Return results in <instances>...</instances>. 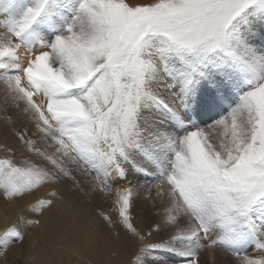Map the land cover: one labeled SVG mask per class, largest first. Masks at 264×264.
<instances>
[{"label":"rangeland","instance_id":"rangeland-1","mask_svg":"<svg viewBox=\"0 0 264 264\" xmlns=\"http://www.w3.org/2000/svg\"><path fill=\"white\" fill-rule=\"evenodd\" d=\"M0 2L51 26L35 57L0 60V214L49 173L45 191L84 195L114 236H155L135 264H264V0ZM140 168L161 185L159 200L140 197ZM123 177L136 186L133 225L108 216L110 180ZM49 204L0 218L1 263L6 247L29 264L42 238L65 234L39 217ZM190 235L210 246L207 262Z\"/></svg>","mask_w":264,"mask_h":264},{"label":"bare ground","instance_id":"bare-ground-1","mask_svg":"<svg viewBox=\"0 0 264 264\" xmlns=\"http://www.w3.org/2000/svg\"><path fill=\"white\" fill-rule=\"evenodd\" d=\"M136 1L144 2V0ZM6 2H0V60L7 58V62L14 61L9 56H7V54L10 53L16 56L20 55V51L26 52L30 58L35 57L36 54H38L35 50L38 47L39 41L41 39L47 40L45 33L47 32L46 28L48 26L50 29V24L44 22L45 20L43 21L41 16H37V13L34 10L32 11V13L34 12L33 15L31 13L29 14L28 10H26V16L31 17L30 24L23 22L19 14L16 13L17 6L15 4H9ZM45 6L46 4L44 5V9L46 8ZM41 9H38L39 12L42 11ZM85 53L86 50L83 52L84 57ZM88 62L89 68L92 69V63L90 61ZM42 63L43 60L41 57H39L38 68L40 71H42L44 68L41 67ZM36 79V77H33L32 81H35ZM12 80L18 82L20 80L19 75L13 73ZM47 87L48 86H45V88ZM46 90H44V93L38 92L37 94L42 98H48ZM25 92L29 94V97L35 103L39 102V99L34 97V94L31 92L29 87L25 89ZM51 126L52 125L50 124L44 123L41 129ZM13 136L14 135L11 133L9 135V139H12ZM108 156L109 155L106 154V159L108 162V174L111 176H117V169L114 166V164L117 162V159L116 162L113 161L116 158V155H111L115 157L113 160H111V156V158ZM48 174L49 173L38 174L37 181L41 180V182L36 188L26 187L24 185V188L26 189H24L23 192L26 194L21 198L13 199L12 195L9 193L10 199L8 200L9 203L6 206L7 209L1 211L0 214V218L6 217L5 219H7L8 223L9 217H11L14 212L16 215H19L22 209L33 211V209L41 207V204H45V202H52L51 205L49 204V208L46 210L44 209L39 217L44 219L45 224L51 228H54L56 226L55 224L59 222L58 226H64L63 232L65 234L59 237H52L50 235L49 238H42L43 243H48L38 250L37 256L33 260L29 261V264H135L136 262L133 259L139 253V250L149 246L148 243L154 241V235H150L149 238L144 239L141 242L137 239H129V237L125 235L114 236L112 234V230L108 227L110 225L109 222L100 227V224L103 222L102 214L95 210L91 211L87 197L84 195L80 196L74 194L62 186L54 188L52 193L50 191H45L44 188L47 186V182L49 180ZM141 174H143L145 180H142L143 184L141 183L139 185L141 190L140 197L142 199H146V202L150 199L159 200L162 193L161 185L157 184L152 173L142 170ZM110 182L116 189V199L114 201L113 211L116 212L117 215L113 212L111 214L107 213L108 216H111L114 219L118 217L126 224L131 223L133 225L136 214L134 213V207L132 205V201L135 199L132 191L136 188V186L123 188L122 183H127L126 178L124 177L122 178V181L111 179ZM2 198L0 199V204L6 201ZM98 198L100 199L102 197L99 196ZM98 198L94 196L95 201H97ZM33 200H39V203L35 202L34 204L37 203L38 205H34V208H29L32 206H29V204L32 203ZM56 204L59 206L60 210L64 212V214L62 213V216L60 215V219L58 215L54 214L58 211L57 210L54 212L53 209V206ZM146 205L149 208L147 203ZM112 223L113 222H111V224ZM2 237H7L6 241L8 238L10 240L8 235H4ZM187 240L195 243L199 247V253L204 254V260L207 262L209 260V256L207 254L210 253V246L201 244L200 239L196 235H190ZM6 243L9 247L11 246L9 242ZM19 245L20 242L19 244L15 243V245L12 246L18 247ZM2 246L3 245H0V247ZM4 250L5 254L3 256L2 263L0 262V264H21L20 259H16L13 258V256L8 255L10 252L8 251L9 249L7 247ZM18 251L22 252V247H19ZM55 260L58 261L56 262Z\"/></svg>","mask_w":264,"mask_h":264}]
</instances>
